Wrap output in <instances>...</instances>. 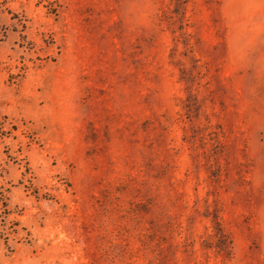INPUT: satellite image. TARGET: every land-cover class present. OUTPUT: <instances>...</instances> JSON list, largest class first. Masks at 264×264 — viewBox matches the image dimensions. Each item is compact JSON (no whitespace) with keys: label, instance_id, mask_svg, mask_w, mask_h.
Wrapping results in <instances>:
<instances>
[{"label":"rangeland","instance_id":"rangeland-1","mask_svg":"<svg viewBox=\"0 0 264 264\" xmlns=\"http://www.w3.org/2000/svg\"><path fill=\"white\" fill-rule=\"evenodd\" d=\"M0 264H264V0H0Z\"/></svg>","mask_w":264,"mask_h":264}]
</instances>
